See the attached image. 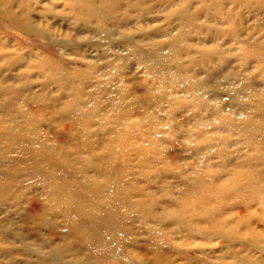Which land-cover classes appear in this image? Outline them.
<instances>
[{
    "label": "bare ground",
    "instance_id": "obj_1",
    "mask_svg": "<svg viewBox=\"0 0 264 264\" xmlns=\"http://www.w3.org/2000/svg\"><path fill=\"white\" fill-rule=\"evenodd\" d=\"M40 1L0 0V209L15 204L24 216L18 235L13 220L0 229V252L26 264H264V151L249 144L222 176L211 169L217 137L208 133L237 124L251 136L264 131L256 117L264 91L250 88L239 117L218 100L205 119L194 108L209 103V87L178 61L187 26L207 5ZM156 5L176 25L147 31L132 12ZM11 31L56 44L57 56L22 51ZM69 47L84 59L66 58ZM132 60L147 71L135 82L124 71ZM179 91L192 100L187 124L176 119ZM169 143L187 155L167 151ZM203 148L209 154L197 156ZM191 156L197 163L187 168Z\"/></svg>",
    "mask_w": 264,
    "mask_h": 264
},
{
    "label": "rangeland",
    "instance_id": "obj_2",
    "mask_svg": "<svg viewBox=\"0 0 264 264\" xmlns=\"http://www.w3.org/2000/svg\"><path fill=\"white\" fill-rule=\"evenodd\" d=\"M215 1L216 0H191L192 4L190 9H194L198 6L197 4L204 2L207 5L209 16H207V10L204 9L200 11L195 23L187 26V30L183 36L184 39H182V44H185V46L180 47L177 51L179 56L178 61L187 67L190 74H196L199 80L201 79L200 82L204 86L209 87V91L207 92V102L209 103L207 105L198 103L197 107L195 106L196 109L194 108L201 117L205 119L212 118L214 115L213 113H215L212 106H214L218 100H223L224 108L226 110L233 109V111L239 113L236 115V117H239L244 113V110H248L246 109V105L250 104L251 101V99L249 100L248 98L250 88L252 87L251 90L255 91H264V0H217L220 11L217 10ZM40 3H46L44 4L45 6L50 5L46 0H41ZM137 8L138 7H134L132 12L136 13L137 11L136 15H139L138 22L147 23V31L148 29L150 31L153 30L156 26L163 28L172 21L171 24L176 25L175 21L177 19L172 20L166 18L169 12L166 7L162 8L160 5H156L155 8L152 9L148 7H146L147 9L143 7L141 9ZM138 10L140 11L138 12ZM51 11L55 12V8L51 9L50 12ZM50 12L48 13L49 16L51 15ZM224 14H227L229 19H227ZM64 30L65 35L63 36L66 37L68 42L71 41V38L75 37L74 29L69 25L68 28ZM11 32L12 36L20 38L22 51L37 55L49 54L53 57L57 56L56 52L59 46L56 44L50 43L44 45L40 39H31L19 35L16 32ZM140 34L141 32L138 30L135 36H140ZM4 38L7 37L5 36ZM186 44L192 46V48H188ZM248 46H250V48L244 51L243 49ZM70 47L65 49L64 54L66 58L73 60L84 59L78 50H70L73 49ZM91 48L93 49V47ZM167 51L169 55L175 53L170 52L168 48ZM94 52L95 51L92 50V54ZM192 59L193 62L203 63L199 64L200 67L198 65V68H194V66L192 67ZM260 63L261 66H259ZM124 71L127 72L126 77L129 82L132 79H135L133 81L135 82L138 80V77L147 74V71L145 72L134 60L127 64ZM246 75L250 76L249 80L245 79ZM226 76L231 77L233 80V88H237V92H234L233 95L225 94L226 87H228L225 79ZM218 84L221 86L219 89H217ZM181 89H184V87ZM177 94L181 96L179 104H183V107L176 113V119L182 124H187L185 118L192 108L191 96H188L184 91H179ZM247 113H249V111H246V114ZM258 114L259 115H256V117L263 122L262 126L264 130V109L260 108ZM236 117H232V121L235 122V125L236 122H238ZM186 127L190 128V124ZM217 130L218 131L211 129L208 131L210 135L212 133L213 137H217L215 140L214 138L212 140V145L216 153L214 152L209 155L211 157V169L214 173L219 171L222 176H225L228 171L239 167L237 166L238 160L243 155V152H247V149L250 150L249 144L258 145L259 148L264 151V131H259L258 135L251 136L249 133H244L242 125L239 126L238 124L237 127L232 130L222 129L221 127ZM165 147L169 152L176 151L179 155H187L186 151L183 150L179 144L174 145L169 143ZM211 151L213 150L211 149ZM200 153L201 154L198 153L197 156L209 154L206 148H203ZM197 156H191L187 159L189 162L187 168L197 163ZM171 180L173 185L179 182L178 180L174 181L172 178ZM159 184L162 183L160 182ZM13 205L15 204L10 206L11 211L9 213L0 209V229L2 231H7V221L13 220L10 222V226H13V232L18 235V233L24 231L23 222L21 220L24 216L17 214L21 207ZM132 228L133 232L135 231L144 236V233L139 230L140 227L132 226ZM14 243H18V241L16 240ZM253 252L256 256H259L261 253L258 250H254ZM23 257V255H17L12 260H9L6 255L0 252V264H8L10 261V264H26L25 262L27 261H24L25 259H23ZM30 258H34V256L31 255Z\"/></svg>",
    "mask_w": 264,
    "mask_h": 264
}]
</instances>
